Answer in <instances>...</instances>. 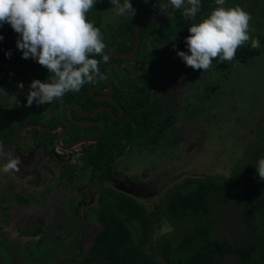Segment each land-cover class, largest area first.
Returning a JSON list of instances; mask_svg holds the SVG:
<instances>
[{"label":"flooded vegetation","instance_id":"af4514ba","mask_svg":"<svg viewBox=\"0 0 264 264\" xmlns=\"http://www.w3.org/2000/svg\"><path fill=\"white\" fill-rule=\"evenodd\" d=\"M143 5L133 35L107 43L95 83L31 106V82L46 81L49 71L27 67L0 83V146L21 160L18 172L0 171V264H71L102 227V198L125 197L156 212L227 146L216 118L223 96L211 100L229 77L221 71L228 61L207 71L186 66L177 51L188 52V35L171 17L174 7L159 15L164 1L155 9L150 2L147 14ZM140 19L153 21L138 23L136 34ZM38 250L44 262L34 261Z\"/></svg>","mask_w":264,"mask_h":264},{"label":"trees","instance_id":"16d2710c","mask_svg":"<svg viewBox=\"0 0 264 264\" xmlns=\"http://www.w3.org/2000/svg\"><path fill=\"white\" fill-rule=\"evenodd\" d=\"M160 1H164V6H159L156 13L159 15L165 12L168 0L151 1V9H155ZM232 1L226 0L224 6L231 7ZM112 7L110 0H97L86 14L94 26L105 27L102 33L104 50L107 43L116 42L119 35H133L134 18H124L120 25L113 27L106 22L105 17L114 11ZM215 7V0H201L196 21L186 19L182 8H174L171 17L181 22L180 30L189 35L191 23L207 17ZM143 8L147 14L148 7L143 5ZM0 35L3 36L0 40V83L12 79L27 67L48 72L36 60L22 58L16 44L20 36L9 24L0 26ZM254 39L260 40L259 48L253 49L249 40L225 65L227 70L221 71L230 73L236 63L245 64L261 56L264 36L257 34ZM7 52L11 53L10 57L5 55ZM261 157H264V124L251 138L243 158L236 160L230 175L188 180L157 206L156 212L149 213L142 205L125 197L102 198L101 208L97 211L102 227L91 239L87 250L71 264H228L225 263L227 260L230 264H264V180L259 178L256 170ZM224 209H235L236 212ZM215 213L219 214V219L225 214L230 216L233 225L229 227L233 230L222 228V233L226 234L220 233L222 236L216 237L214 232L217 230L212 227ZM39 252L32 257L36 262H44L46 255L40 256Z\"/></svg>","mask_w":264,"mask_h":264},{"label":"clouds","instance_id":"9594fccd","mask_svg":"<svg viewBox=\"0 0 264 264\" xmlns=\"http://www.w3.org/2000/svg\"><path fill=\"white\" fill-rule=\"evenodd\" d=\"M225 2L215 0L217 7L188 27L189 35L185 38L188 52L177 51L186 66L207 71L214 59L232 61L237 49L250 40V13L239 5L225 7ZM96 3L97 0H0V26L7 23L19 34L16 44L22 58L36 60L50 73L44 82L39 79L31 82L26 106L34 102L50 104L66 93L80 91L85 84L95 83L102 75L100 61L90 57L100 56L107 62L106 45L100 28L86 17ZM110 3L118 16L135 15L130 0H110ZM168 7L183 8V16L196 21L201 0H169ZM260 43L259 39H251L253 49L259 48ZM5 55L10 57L11 53ZM18 87L23 89V83ZM0 160H6L0 171H19L21 160L3 146ZM256 170L264 180V157L258 160Z\"/></svg>","mask_w":264,"mask_h":264},{"label":"rangeland","instance_id":"374dc122","mask_svg":"<svg viewBox=\"0 0 264 264\" xmlns=\"http://www.w3.org/2000/svg\"><path fill=\"white\" fill-rule=\"evenodd\" d=\"M151 1L152 0H130L133 8L136 10L134 16L136 17L138 13L140 15L142 2L147 6ZM236 5H239L250 13L252 17L249 22L250 40L256 38L257 34H262L264 36V11L259 13L256 10L257 8L263 9L264 0H233L231 7ZM130 16V14L118 16L115 11H112L106 16V20L108 19L111 24L117 25L120 23L121 19ZM140 16H143V13H141ZM131 18L134 17L131 16ZM101 32L103 33L104 31ZM248 43L249 41L246 42L245 45ZM218 61L219 58L214 59L212 67H216ZM217 77H221V75L217 74ZM222 96L223 99L221 100V104H219V106L223 108L222 116H219L220 113H218L216 118H218V126L221 127V131L218 135H224V133L228 135V137L225 138L227 146L222 143L219 150L211 152V158L202 168L203 176L216 177L218 175H230L236 160L243 158L245 155L247 143L258 131L259 128L257 129V127L259 124H264V51L261 56L248 63H236L234 69L232 68V72H230L229 77L223 82V86L218 90L216 96L212 97L211 102L215 103L217 99ZM205 106V103H203V107ZM227 112L229 114H226ZM240 134L244 136L242 140L239 138ZM250 134L252 135L250 136ZM222 138L223 137H221L220 140L221 142H223ZM244 138L245 141H243ZM218 141L219 137L217 136V142ZM223 211L230 213L236 212L235 209H224ZM96 222L97 220L94 218L92 223L96 225ZM212 225L218 232L215 231L214 235L216 237H221L222 234H226L222 233V228H225L227 231L233 230L229 227L233 225V219L226 214L219 219V214L215 213L213 214ZM236 236L240 235L237 234ZM236 236H233V238ZM228 261L229 260L225 263L230 264Z\"/></svg>","mask_w":264,"mask_h":264},{"label":"water","instance_id":"95a60500","mask_svg":"<svg viewBox=\"0 0 264 264\" xmlns=\"http://www.w3.org/2000/svg\"><path fill=\"white\" fill-rule=\"evenodd\" d=\"M168 3H169V0H168ZM170 9H171V8L168 7V10H170ZM151 21H153V20L140 19V20L136 21V22L133 24L134 32L137 34L136 26H137L138 23H141V22H151ZM102 61H103V59H102Z\"/></svg>","mask_w":264,"mask_h":264}]
</instances>
